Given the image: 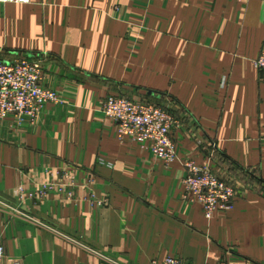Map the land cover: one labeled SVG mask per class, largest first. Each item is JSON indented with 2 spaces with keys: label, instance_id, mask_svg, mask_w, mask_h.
<instances>
[{
  "label": "crops",
  "instance_id": "1",
  "mask_svg": "<svg viewBox=\"0 0 264 264\" xmlns=\"http://www.w3.org/2000/svg\"><path fill=\"white\" fill-rule=\"evenodd\" d=\"M262 47L264 0L0 2L1 56L38 60L63 99L31 124L0 120L2 264H264ZM119 94L173 105L174 162L118 140L101 103ZM187 161L235 186L231 210L207 219L182 198ZM67 165L74 200L17 199Z\"/></svg>",
  "mask_w": 264,
  "mask_h": 264
},
{
  "label": "built area",
  "instance_id": "2",
  "mask_svg": "<svg viewBox=\"0 0 264 264\" xmlns=\"http://www.w3.org/2000/svg\"><path fill=\"white\" fill-rule=\"evenodd\" d=\"M0 2L28 3L30 0H0ZM254 68L264 81V47L253 60ZM42 66L36 59L19 56L4 59L0 53V120L13 116L21 123H33L47 103L62 104L63 99L56 91L41 84ZM173 105L134 101L124 95H107L101 103L105 116L116 123L117 138L130 139L149 150L155 158L170 164L177 159L176 148L170 133L181 125L172 111ZM100 163L102 161L100 160ZM111 166V164H107ZM186 175L182 178V198L191 204H198L207 219L217 210L227 211L234 206L237 196L235 186L218 177L208 163L197 165L192 161L185 163ZM87 182H92L89 178ZM78 186L75 170L66 167H47L43 179L31 188L19 185L16 197L20 202H40L54 194L64 200H74V189ZM90 204H107L105 198L88 197ZM29 219L33 220L29 217ZM4 251L0 245V264ZM14 264H20L16 261ZM121 264V263H115ZM154 264H189L177 257L166 256ZM215 264H228L221 260Z\"/></svg>",
  "mask_w": 264,
  "mask_h": 264
}]
</instances>
